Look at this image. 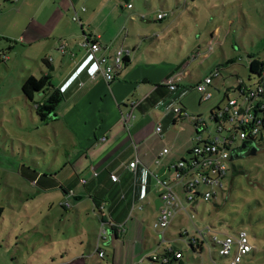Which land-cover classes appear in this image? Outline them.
<instances>
[{
	"label": "crops",
	"instance_id": "obj_1",
	"mask_svg": "<svg viewBox=\"0 0 264 264\" xmlns=\"http://www.w3.org/2000/svg\"><path fill=\"white\" fill-rule=\"evenodd\" d=\"M5 1L12 4L8 12L13 15H0V39L7 40L9 45L20 43L30 50L23 60V79L47 75L53 90H59L63 96L55 117L45 127L54 136L55 150L62 152L63 160L61 168L51 169L44 182L59 187L71 204V208L62 206L68 237H72L73 229L85 233L80 237V254H72L70 261L149 264L146 257L153 253L151 226L163 206L155 190L156 175L172 180L173 165L187 158L199 140H207L204 134L210 136L211 113L219 104L205 105L196 111L187 102V96L195 90L191 84L204 78L198 77L196 81L193 62L188 67L189 75L175 90L163 85L167 77L183 70L191 54L182 62L166 58L151 27L159 24L139 21L142 9L128 8L129 0H123L127 1L125 5L113 0ZM76 12L79 21L73 20ZM173 24L171 21L165 26ZM85 35L98 38L102 49L94 54L82 47L80 42ZM119 47L133 49L121 76L112 83L100 74L93 77L98 67L96 58ZM0 48L6 51L2 43ZM198 49L202 47L196 46L192 53ZM30 65H35L37 72ZM215 80L212 93L216 90ZM221 81L224 85L226 79L222 77ZM17 92L19 100L25 101L21 84ZM50 92L39 95L34 106ZM207 101L201 98L200 106ZM132 108L134 119L128 129L123 116ZM159 124L160 134L156 132ZM165 149L168 152L161 155ZM135 160L138 165L136 172H132L129 164ZM113 173L118 175L117 181L111 178ZM69 190L74 199L67 195ZM86 200L94 210L89 217L91 223L95 227L96 219L100 226L96 242L83 213ZM101 233L107 234L100 237ZM164 240L163 245L168 242L166 237ZM169 245L163 246V250ZM102 250L104 256L100 257Z\"/></svg>",
	"mask_w": 264,
	"mask_h": 264
},
{
	"label": "rangeland",
	"instance_id": "obj_2",
	"mask_svg": "<svg viewBox=\"0 0 264 264\" xmlns=\"http://www.w3.org/2000/svg\"><path fill=\"white\" fill-rule=\"evenodd\" d=\"M129 3L142 9L139 21L159 24L151 27L166 58L182 62L196 46L208 52V57L192 63L196 81L221 69L226 82L222 84V77L215 80L211 100L200 106L201 92L195 88L189 93L187 102L193 110L211 104L223 108L226 94H232L230 89L237 88L239 79L244 86L255 88L257 77L251 75L249 62L250 57L264 61V0H129ZM0 5L2 16L12 7L5 0H0ZM164 12L165 19H159ZM12 15L8 12V16ZM171 21L173 25L165 26ZM210 38L214 40L212 49L208 46ZM0 43L8 56L5 63L0 61V264H82V260L71 262L70 256L80 254V237L85 233L73 229L72 237H68L63 227L65 210L60 204L67 202V198L59 187L44 182L51 169L61 168L62 152L55 150L54 136L46 125L39 123L34 104L19 100L17 95L26 78L23 79V60L30 50L20 43L9 45L5 39H0ZM34 66L30 65L37 72ZM191 85L196 87V83ZM210 127L211 134L214 127L212 124ZM204 136L209 138L208 133ZM80 190L83 194L86 191L83 186ZM177 192L181 205L165 231L168 239L165 245L178 250L185 264H214L212 256L222 264L224 260L218 257L211 234L220 240L224 233L240 230L248 233L255 247L241 264H264V142H257L233 157L223 189L212 200L200 199L189 204L181 186ZM82 208L96 242L99 222L94 218L96 226L91 223L89 217L94 210L88 200ZM151 227L150 250L162 252L165 246L162 234ZM192 237L196 245L202 246L200 259L191 257L188 240Z\"/></svg>",
	"mask_w": 264,
	"mask_h": 264
},
{
	"label": "built area",
	"instance_id": "obj_3",
	"mask_svg": "<svg viewBox=\"0 0 264 264\" xmlns=\"http://www.w3.org/2000/svg\"><path fill=\"white\" fill-rule=\"evenodd\" d=\"M13 1L16 2L18 0ZM127 6L128 8L132 7L131 4ZM82 9L85 10L84 7ZM166 16V12L159 14V19H165ZM73 20H80L77 12L73 16ZM213 43L214 40L210 38L208 41L210 49H212ZM80 45L94 54L102 49L98 38L86 35L81 40ZM132 54L133 49L119 47L110 54L99 55L96 58L98 64L97 73L93 77L100 74L108 83L116 81L126 69ZM203 57H208V52L203 49L196 50L185 62L183 70L167 77L163 81V85L175 90L178 83L189 75L188 67L191 63ZM7 59V53L0 50V60L6 62ZM221 76V69L217 68L196 84L195 88L201 92L203 101L212 98L211 87L214 80ZM256 82L258 83L253 88L244 86L241 80H238L237 88H232L230 90L232 94H227L225 106L213 110V114H211L210 118L216 122L214 131L205 140L206 143L194 145L190 149L191 152L187 158H183L173 165L172 180H163L156 175L157 186L155 190L163 206L160 208V213L155 219L153 227L162 234L163 241H165V231L171 223V217L181 205L180 196L177 192L180 186L184 193V199L189 204L200 199L204 201L212 200L219 190L223 189L224 181L232 168V157L241 151L244 142L251 143L248 140L250 138L253 139L251 144L264 142V100H256L260 94L264 93V72L257 77ZM133 109L123 116L124 123L128 129L134 119ZM175 112H181V110L175 109ZM156 132L158 134L162 132L160 124L157 125ZM102 140H105V137ZM167 152L168 149H165L161 152V155ZM137 165V160L131 162L129 164L130 170L136 172ZM96 175L97 173L94 172V176ZM111 178L117 181L118 175L113 173ZM81 182L85 183L86 180L82 179ZM67 195H73V191L69 190ZM61 205L66 208L71 206L69 202H63ZM190 240H192L193 244L192 259H200L202 246L196 245L193 237L188 240L189 246ZM211 240L213 246L217 249L218 257L224 260L222 264H241L255 249L245 230L226 232L220 240L217 239L216 235L211 234ZM97 249L100 248L97 247ZM169 249H171L169 246L165 248V250ZM99 256H104L103 250L99 252ZM148 257L157 264H162L165 260L160 252L151 253ZM212 258L214 259V264H219L216 257L212 256ZM148 263L152 264V262Z\"/></svg>",
	"mask_w": 264,
	"mask_h": 264
},
{
	"label": "trees",
	"instance_id": "obj_4",
	"mask_svg": "<svg viewBox=\"0 0 264 264\" xmlns=\"http://www.w3.org/2000/svg\"><path fill=\"white\" fill-rule=\"evenodd\" d=\"M250 58L251 59L249 62V70L251 72V75L258 77L264 72V61L256 57H250ZM47 92H50L48 97L44 101L37 103L35 108L38 121L42 125L49 124V122L55 117L57 110L63 101V96L59 90L57 89L53 90V85L50 81V77L47 75H43L39 78L34 75H30L24 79L22 84V94L27 102L34 103L35 99L39 95L46 94ZM258 99L264 100V93L260 94L256 100ZM211 114H213V111ZM211 121L213 125L216 124V122H214L212 119ZM248 140L251 141V143L253 142L252 138ZM204 143H206L205 140H199L197 144H204ZM251 143L249 144L254 146V144ZM242 149L243 148H241V150ZM190 152L191 151L188 152L187 157L190 155ZM190 241H191L190 249L192 250L193 244H192V240ZM160 253L165 259L162 262V264H185V262L181 259V257L178 256L177 254L178 250L176 249L171 248L169 250H163ZM147 260L148 262H152V264H157L156 262L152 261V259L149 257H147Z\"/></svg>",
	"mask_w": 264,
	"mask_h": 264
},
{
	"label": "flooded vegetation",
	"instance_id": "obj_5",
	"mask_svg": "<svg viewBox=\"0 0 264 264\" xmlns=\"http://www.w3.org/2000/svg\"><path fill=\"white\" fill-rule=\"evenodd\" d=\"M251 146H252V145H250L249 143L244 142V145L242 146V148H243L242 150L244 151V150L250 149ZM249 147H250V148H249Z\"/></svg>",
	"mask_w": 264,
	"mask_h": 264
},
{
	"label": "water",
	"instance_id": "obj_6",
	"mask_svg": "<svg viewBox=\"0 0 264 264\" xmlns=\"http://www.w3.org/2000/svg\"><path fill=\"white\" fill-rule=\"evenodd\" d=\"M244 145V144H243ZM233 158V157H232Z\"/></svg>",
	"mask_w": 264,
	"mask_h": 264
}]
</instances>
